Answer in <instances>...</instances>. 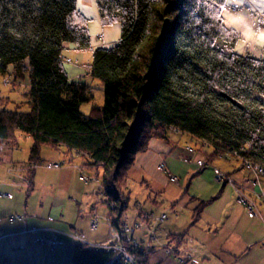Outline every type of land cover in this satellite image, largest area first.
I'll return each instance as SVG.
<instances>
[{"label":"trees","instance_id":"obj_1","mask_svg":"<svg viewBox=\"0 0 264 264\" xmlns=\"http://www.w3.org/2000/svg\"><path fill=\"white\" fill-rule=\"evenodd\" d=\"M94 5L102 27L119 26L108 47L91 46L76 0H0V73L10 69L11 80L25 81L27 105L25 112L6 109L7 98L0 96V139H13L16 132L30 139L27 160L18 165L25 196L41 148L60 150L63 157L81 159L80 177L94 172L107 218L122 230L127 170L149 140L166 141L171 129L187 135L188 147L208 162L225 155L237 160L232 152L238 151L263 168L264 181V59L235 52L240 35L223 23V0ZM63 44L89 48V77L100 82L101 105L85 115L78 106L90 100L88 85L68 78L59 58ZM213 199L192 209L190 225ZM182 236L167 239L177 245ZM134 251L146 264L148 251ZM107 258L79 244L71 254L73 264H103Z\"/></svg>","mask_w":264,"mask_h":264},{"label":"crops","instance_id":"obj_2","mask_svg":"<svg viewBox=\"0 0 264 264\" xmlns=\"http://www.w3.org/2000/svg\"><path fill=\"white\" fill-rule=\"evenodd\" d=\"M233 5L237 8L235 12L223 13L239 18L240 31L232 27L240 35L238 43L242 38L251 42V47L245 43L239 54L264 59V50L258 43L263 32L258 30L253 15L254 10L262 12L260 7L251 2ZM94 29L95 25H92L91 30ZM83 51L71 44L62 45L61 55L73 61L65 69L70 80H77L76 76L82 71ZM188 145L193 146L187 135L170 131L166 141L149 140L147 149L134 156L127 170L128 185H139L149 197L147 202L155 201V204L150 202L151 206L146 204L151 209L136 208L129 221L124 217L126 211L122 214L120 221L138 228L131 233L132 239L142 243L147 240L143 236V225L137 223L138 218L149 228L152 216H160L161 211L167 214L166 220L157 224L159 237L151 243L146 264H264V199L260 205L256 201V216L238 202L240 194L250 195L251 173L239 167L238 161L230 156L205 161L195 148L188 150ZM18 147L15 138L0 139V165L5 164L3 167L7 168V174L0 168V264H73L71 254L79 243L68 232L83 234L90 243L104 242L108 226L101 223V217L107 218L108 211L105 216L98 215L99 205L94 206L97 199L95 186L88 182L78 186L77 180L70 181V178L74 179L70 175L63 177L62 185L38 183L34 169L32 191L25 196L23 186L24 194L13 193V189L22 185L17 180L22 178L18 163L12 159V151ZM160 164H163L162 170L158 169ZM77 171L80 178V171ZM215 172L227 176L231 185L226 180H217ZM170 176L177 181L171 182ZM68 194H72L71 198L63 197ZM213 196L214 199L202 207L196 221L190 225L192 209ZM94 214L99 217V224L91 230L89 225ZM101 226L103 230L98 233ZM182 233L177 245L167 239L168 235ZM51 234H55L62 244L50 249L38 243L40 235ZM168 248L170 253H166ZM179 259L184 262L180 263Z\"/></svg>","mask_w":264,"mask_h":264},{"label":"rangeland","instance_id":"obj_3","mask_svg":"<svg viewBox=\"0 0 264 264\" xmlns=\"http://www.w3.org/2000/svg\"><path fill=\"white\" fill-rule=\"evenodd\" d=\"M76 5H77L78 11L80 13H82L88 19V22H87L88 34L90 37L91 46L100 45V46L108 47L117 40L118 35H119L118 24L113 23L109 26L102 27L99 24L98 19H97V12H96V8H95L93 0H76ZM93 22H94V24H93ZM92 25H95L94 30H91ZM97 32H99V33L95 34ZM93 36H99V38H100L99 42L98 41L92 42V41H94ZM91 39H93V40H91ZM235 52L241 53L242 51H235ZM64 59L67 60V63L63 64L64 68L68 69L70 66V63H73V61L70 62L71 59L69 60L68 58H65V57H64ZM81 59L82 60H80V61L82 64H81L80 68L82 71L80 73H78V75H80L79 79H81V82L88 85L90 100H89V102L80 104L78 106V111L81 114L85 115V114H87V112L91 106L99 107L101 105L102 96H101L100 82L97 79H91L89 77V70L86 67L87 64H85V63H88V61H90V50L89 49L84 50L82 52ZM9 74H11L10 69H8V72L0 73V96H4L7 98V102L5 104L6 109H18L19 111L25 112V111H27V105L24 102V98L21 95L22 92H24V90L26 88L25 81H19L16 79L11 80L12 75H9ZM179 134H181V133L179 132ZM14 138H15L16 142L19 144V147L17 149H15V151H12V152H14L12 154V159L16 163H18V165L21 166L27 160L28 148L30 145V139L28 137H26L25 135L19 133V132H16V135ZM40 158H41V160L38 163H36V167H35V170L37 171L35 179L37 180L38 183H48L49 182L52 185H57V184L62 185L63 181H65L63 177L64 176L68 177L70 175L71 177L74 178V179L70 178L71 182H75L77 180L78 186L80 184L82 186L83 181H81V179L79 178V173L77 171L78 170L77 167L82 162L79 157H74V158L69 159V158L63 157L60 150H55V149H51L49 147L43 146L41 148ZM215 160H217V159H215ZM46 162L61 163V166H60V168H57V169L45 168L43 165ZM4 165L5 164L0 165L1 166L0 168L4 172V174L5 173L7 174V168L4 169V167H3ZM87 175H88V177L91 178V180L88 183L90 184V186H95V188H96L95 191H96L97 188L99 187V185H98V182L93 178L94 172H87ZM17 180H18V182H20L22 184L21 180H19V179H17ZM128 186L130 188L129 202H128V208H127L126 212L124 213V217H126V219L128 218L127 221L130 220V217L136 211V208H143V207L145 208L146 204H147V206L152 205L149 201L147 202V196H146L145 190L143 188H141L139 185L136 186L134 183H129ZM21 189H23V184L21 185V187H17L16 189H13L12 192L13 193L16 192V194H17V192L24 194ZM71 195L72 194H68V195H64L63 197L71 198ZM100 197H101V195H100ZM70 202H71V200H70ZM257 202L259 203V205L262 203L261 200H259V201L257 200ZM145 209L148 210L151 208L146 207ZM106 210L107 209L103 205L101 206V204H100L98 215L105 216ZM159 214H165V216L167 215L165 211H161V212H159ZM155 217H156L155 215L152 216V219L150 220L151 225L149 226V228H146V226L144 225L145 223L143 222L144 220H142L141 218H138V222H137L138 225H141V226L143 225V229H145L143 236L147 237V240L144 243L150 242V245L153 241L155 242L156 237L157 238L159 237V233L157 232L158 231L157 227L162 224V222H161V224L159 223L158 226H157V224H154L153 219ZM101 223L106 224L105 218L101 217ZM129 226H131V225L129 224ZM102 230H103V227L101 226L99 228V230H97V232L100 233ZM135 230H138V228ZM150 231L155 236V238L152 241L149 239V235L147 233V232L150 233ZM160 237H161V234H160ZM93 252H96V251H93Z\"/></svg>","mask_w":264,"mask_h":264},{"label":"built area","instance_id":"obj_4","mask_svg":"<svg viewBox=\"0 0 264 264\" xmlns=\"http://www.w3.org/2000/svg\"><path fill=\"white\" fill-rule=\"evenodd\" d=\"M236 9H237L236 6H234L233 4H225L224 6V10L228 13H233L236 11ZM253 15L256 20L257 28L260 31L264 32V13L254 10ZM93 39L94 41L99 42L100 38L99 36H94ZM59 58L63 64L67 63V60H65L62 55H59ZM76 77L80 78V75H77ZM171 131L179 134V132L175 129H171ZM187 149L191 150V148L189 147H187ZM239 150L243 151L242 148H240ZM232 154L237 158L239 162V166L249 170L252 173V178L248 181L250 195L240 194L238 197V202L244 205L245 209L248 210L252 216H256L257 215V213L255 212L256 200L264 199V181H262L263 168L255 162L240 157L238 151H234L232 152ZM43 166L45 168L57 169L60 168L61 163L47 162ZM158 169L162 170L163 164H160L158 166ZM214 175L217 180H226V182L231 185L230 179L228 177H225L223 174L219 172H215ZM80 178L85 183L89 182L88 177H86L85 175H82ZM169 179L171 182L177 181V179L173 176H170ZM234 189L236 188L234 187ZM95 192L97 194V199L95 201L94 206L100 205L102 200H105L104 198L102 199L98 196L99 187ZM3 196L7 197L8 195L3 194ZM112 205L113 203L109 204V206ZM15 218L17 217H13L12 219ZM165 218H166L165 214H161L160 216L155 217L153 219V222L154 224H159L160 222L164 221ZM105 220L108 226V236L104 242L90 243L84 238L83 234H80L78 232L71 231L68 232V235L86 249H90L96 252H103L107 254L108 258L104 262V264H140L137 258L135 257L136 255L134 250H140L143 253H146L151 248L150 242L142 243L132 239L131 233L137 227L136 225L131 227L125 224L123 225L122 230H120L117 227L111 225L108 218H105ZM98 224H99V217L94 214L89 227L91 230H95ZM147 233L149 235V239L152 241L155 238L154 234L151 231L150 233L149 232ZM37 240L40 245L50 249H53L62 244L61 240H59L55 234H51L49 236L40 235ZM170 251H171L170 248H168L166 250V253H170ZM179 262L183 263L184 259H179Z\"/></svg>","mask_w":264,"mask_h":264},{"label":"snow or ice","instance_id":"obj_5","mask_svg":"<svg viewBox=\"0 0 264 264\" xmlns=\"http://www.w3.org/2000/svg\"><path fill=\"white\" fill-rule=\"evenodd\" d=\"M93 2H94V0H93ZM214 2H215V0H214ZM223 2L225 4H235V5L244 4L246 2H251L253 4H257L260 7L262 13H264V0H223ZM221 16H227L228 17L227 19H225L223 21V23L225 25H227L229 27L236 28L237 31H240V28H239L238 23H237V21L239 20L238 17L231 16L228 13H221ZM217 19H220V16H218ZM245 43H247L248 47H251V42L250 41L246 42L242 38L241 42L237 43V46L234 50L235 51H243L245 48ZM258 43H259L261 49L264 50V33H260Z\"/></svg>","mask_w":264,"mask_h":264},{"label":"water","instance_id":"obj_6","mask_svg":"<svg viewBox=\"0 0 264 264\" xmlns=\"http://www.w3.org/2000/svg\"><path fill=\"white\" fill-rule=\"evenodd\" d=\"M230 103L231 104H233V105H235V106H237L238 108H242V105L241 104H239V103H237L236 101H234V100H230Z\"/></svg>","mask_w":264,"mask_h":264},{"label":"bare ground","instance_id":"obj_7","mask_svg":"<svg viewBox=\"0 0 264 264\" xmlns=\"http://www.w3.org/2000/svg\"><path fill=\"white\" fill-rule=\"evenodd\" d=\"M92 42H95V41H92Z\"/></svg>","mask_w":264,"mask_h":264}]
</instances>
